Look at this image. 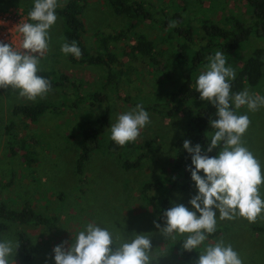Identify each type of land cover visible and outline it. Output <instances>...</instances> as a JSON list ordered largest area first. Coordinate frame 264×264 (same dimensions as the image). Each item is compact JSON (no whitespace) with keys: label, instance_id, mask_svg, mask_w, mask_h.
I'll return each mask as SVG.
<instances>
[{"label":"rangeland","instance_id":"rangeland-1","mask_svg":"<svg viewBox=\"0 0 264 264\" xmlns=\"http://www.w3.org/2000/svg\"><path fill=\"white\" fill-rule=\"evenodd\" d=\"M65 1L61 0V4ZM142 1L154 20L128 21L113 14L103 0H85L79 15L84 24L82 40L85 47L93 50L96 38L101 34L126 31L130 22L132 30L126 31L125 38L110 45L116 44L117 51H121L127 44L133 43V33L144 34L151 40L157 52L156 58L164 65L162 69L149 66L143 57L137 56L134 60L123 56L124 74L113 86L105 84L102 66L70 61L61 52L63 21L57 15L56 24L50 31L49 51L41 59L40 67L51 70L55 76L63 74L66 83L51 89L45 98L38 97L35 102L20 97L17 90L0 89V199L13 209L27 200L36 212L55 217L49 225L41 226L4 221L6 227L0 234V240L16 241V231L20 229L34 245L33 258L21 262L15 255V264H55L54 247L64 242H67L65 247L70 245L72 238L87 223L106 227L125 239L134 233L149 235L152 252L158 255L155 264H197L204 247L220 240L239 253L243 264H264V232L252 228L260 226L264 229V215L255 223L239 216L232 220H220L216 209L217 228L221 232L207 239L188 259L182 258L180 249L174 247L183 236L169 240L155 227L154 221L161 227L166 224V220H156V206L163 194H167L170 207L184 204L194 211L189 201L198 194V189L192 179L189 180V188L179 189L178 173L174 171V174L171 170L175 160L172 144L184 129L188 116L179 110L172 117H165L145 108L146 104L159 102L171 94L180 73H192L189 65L176 59L178 53L173 49L176 38H171L173 46L163 41L164 33L159 23L164 17L177 13L181 26L196 30L193 43L188 44L189 53L201 49L202 58L208 60L220 50L226 55L228 66L235 71L241 59L252 48L261 46L264 40L251 36L240 44L236 52L217 46L211 53L202 49L207 39L200 28L203 21L222 25L224 17L229 14L236 15L246 24L253 21L245 0ZM33 7L34 0L0 2V16L6 13L13 18L12 31L19 37L20 43L22 36L17 31L18 25L31 22L29 12ZM3 37L0 32V39ZM206 65L199 70L202 71ZM74 86L78 89L75 90ZM245 89L251 95L264 96V77L255 86H246ZM93 91H101L108 96L110 113L100 137L101 145L89 153L82 171L77 173L75 159L80 122L96 118L104 108V104L91 103L87 98V94ZM38 101L48 102L51 107L36 120L12 113L16 104ZM137 104H142L149 113L150 123L141 130L136 142L117 152L107 150L104 144L111 139V126L117 122L118 115L132 110ZM236 111L246 114L251 121L242 139L260 162L264 173V107L253 112L244 106ZM22 140L30 142L33 151L35 161L30 165H26L22 157ZM124 162L136 163L125 168ZM199 174L204 176L203 172ZM172 176L176 179L175 185H172ZM148 181L154 186L152 191L147 192L149 200L138 193L139 185ZM260 193L264 199V187H261Z\"/></svg>","mask_w":264,"mask_h":264},{"label":"clouds","instance_id":"clouds-1","mask_svg":"<svg viewBox=\"0 0 264 264\" xmlns=\"http://www.w3.org/2000/svg\"><path fill=\"white\" fill-rule=\"evenodd\" d=\"M62 7L61 0H34L29 12L31 22L18 25L22 36L21 50L11 44L0 42V89L17 90L20 97L35 102L45 98L51 91L50 81L38 73L42 71L41 59L49 51L50 31L57 21L56 11ZM175 27V22L170 24ZM61 45V52L80 58L81 49L76 41ZM236 72L227 64L224 52L217 50L208 58L205 68L199 73L195 90L200 99L216 108L217 119L210 121L215 129L207 152L220 148L209 157L202 154L199 144L190 146L185 140L183 148L191 154V179L198 194L189 203L194 211L184 204H175L164 212L166 224L155 227L169 240L183 236V249L192 251L205 244L208 236L217 231V213L220 220H232L237 216L255 223L264 215V199L260 189L264 187V173L254 154L244 145L243 136L251 121L246 114L236 110L246 106L250 111L264 107V96L251 95L248 90L231 91V82ZM150 123L149 113L142 104L119 114L111 126V139L123 147L138 140L141 130ZM222 145V147H221ZM204 173L201 176L200 172ZM199 213V215H197ZM67 242L54 247L55 264H155L156 253L152 252L149 235L133 234L127 239L114 234L106 227L87 223L83 230ZM20 246L19 241L0 240V264H15L13 257ZM197 264H243L237 251L223 240L207 244L200 252Z\"/></svg>","mask_w":264,"mask_h":264},{"label":"trees","instance_id":"trees-1","mask_svg":"<svg viewBox=\"0 0 264 264\" xmlns=\"http://www.w3.org/2000/svg\"><path fill=\"white\" fill-rule=\"evenodd\" d=\"M3 2V0H0ZM85 0H66L62 7L58 8L56 14L61 17L63 21L62 36L68 43L72 41L77 42V46L81 49L82 55L80 58L67 56L70 61L85 63L89 65L102 66L105 75L104 82L107 85L113 86L118 81V78L125 72V61L122 57L126 56L128 59H134L139 56L143 57L149 66H157L161 69L164 67L159 58H156L157 52L154 51L153 44L149 38L144 34L133 33V43L127 44L121 51H117L116 44L120 39L125 38L126 31L132 30L130 22L126 31L119 30L112 33L101 34L96 38V46L93 50L85 47L82 36L84 34V24L80 18V10ZM104 5L115 15L129 20L135 19H151L154 20L153 14L144 6L142 0H103ZM250 15L253 21L250 24L244 23L243 20L234 14H229L224 17V24H216L215 22L203 21L200 25L202 33L207 37L205 49L211 53L214 46L222 50L236 52L240 44L246 42L251 36H256L264 40V0H245ZM175 22V27H170V24ZM181 18L177 13L171 16H166L159 23L160 28L164 33V40L169 45L173 46L177 52L178 62L189 65L192 73H180L179 80L176 82L175 89L165 99L159 102H150L146 104V109L161 114L165 117H172L179 110L188 116L182 132L174 139L173 149L175 152V160L171 170L178 173L180 184L178 188L185 190L189 188V180L191 179V170H194L192 165L191 154L184 148L185 140L190 142V146L199 144L202 149V154H207L209 157L216 155L220 148L214 149L213 152L208 153L207 148L210 144L211 137L215 133V129L210 126V121L217 119L216 108L200 99V94L195 90L196 79L202 68L208 60L203 57L201 49L192 50L189 53V43H193V38L196 36V30L190 26L183 27L180 24ZM254 34V35H253ZM172 36H174L175 43H170ZM65 40H63V43ZM116 49V50H115ZM159 56V55H158ZM160 63V64H159ZM193 72L196 73L193 76ZM236 79L231 82L233 93L243 91L246 86H255L261 78L264 77V43L261 46L252 48L249 53L241 59L239 67L236 69ZM44 78L48 79L51 84V89L63 86L66 83V77L63 74L55 76L51 70H42L38 73ZM77 90L78 87L74 86ZM87 98L91 103L104 104L102 113L96 118L88 119L80 122L78 127L79 140L77 146V157L75 159V171L80 173L82 171L83 162L87 159L89 153L101 145L100 137L103 133V128L108 123V115L110 108L108 105V96L101 91H93L87 94ZM185 104V106H184ZM51 104L48 102L38 101L33 104H16L12 107V113L21 115L30 120H36L42 115ZM105 147L109 151L117 152L122 147L117 145L112 139L105 142ZM21 148L24 150L22 157L26 165L32 164L35 159L31 149L30 142L22 140ZM126 147L129 144L125 145ZM123 146V147H125ZM222 147V145H221ZM136 162H124L125 168H130ZM202 172V171H201ZM172 178H174L172 176ZM176 179L172 180V185H175ZM152 182H142L139 185L138 193L143 198L149 200L147 192L152 191ZM171 208L170 201L167 194H163L156 206V220L163 222L166 220L164 212ZM55 217L51 218L36 212L29 201H24L18 208H9L0 199V234L6 227L4 221H11L17 225L33 224V225H49ZM253 230L264 232L260 226L252 227ZM217 231L208 236L209 238L216 237L221 231ZM184 238L175 242L174 247L180 249L179 254L182 258L188 259L196 253V249L187 251L183 249L182 243ZM16 241L20 242L16 256L19 261H30L34 256V245L30 241L25 232L18 229L16 231Z\"/></svg>","mask_w":264,"mask_h":264},{"label":"built area","instance_id":"built-area-1","mask_svg":"<svg viewBox=\"0 0 264 264\" xmlns=\"http://www.w3.org/2000/svg\"><path fill=\"white\" fill-rule=\"evenodd\" d=\"M13 18L10 17L9 14L3 13L0 16V32L3 34V38L0 39V42L11 44L14 49L21 50L19 41V37H16L12 31L13 27Z\"/></svg>","mask_w":264,"mask_h":264}]
</instances>
